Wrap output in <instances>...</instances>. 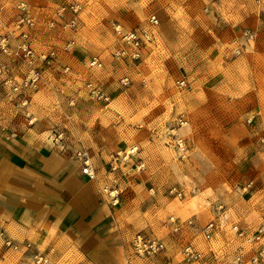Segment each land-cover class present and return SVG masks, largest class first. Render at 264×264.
Instances as JSON below:
<instances>
[{"label":"rangeland","instance_id":"rangeland-1","mask_svg":"<svg viewBox=\"0 0 264 264\" xmlns=\"http://www.w3.org/2000/svg\"><path fill=\"white\" fill-rule=\"evenodd\" d=\"M21 1L32 25L17 26ZM78 1V11L57 15L67 0H0V38L8 45L0 50V83L14 114L39 123L49 142L72 158L87 149L94 175V158L109 153L113 174L101 189L133 219L121 246L125 257L105 264H235L238 254L243 264L254 256L264 264V236L248 244L231 230L264 224V41L254 35L239 55L233 52L243 42L238 24L264 0ZM129 29L142 35L137 60L118 33ZM22 31L38 55L32 66L14 54ZM119 49L124 57L115 55ZM92 57L101 68L85 64ZM31 70L36 84L13 91L10 84ZM181 77L186 88L176 84ZM88 83L107 99L92 97ZM171 186L184 196L170 195ZM172 219L181 226L177 233ZM136 234L158 239L163 249L136 254ZM25 243L10 249L0 239V264H31L35 251ZM187 245L198 259L184 257Z\"/></svg>","mask_w":264,"mask_h":264},{"label":"crops","instance_id":"crops-1","mask_svg":"<svg viewBox=\"0 0 264 264\" xmlns=\"http://www.w3.org/2000/svg\"><path fill=\"white\" fill-rule=\"evenodd\" d=\"M253 15L238 24L237 32L246 27L262 43L264 1ZM6 86L0 83V228L55 263L70 264L77 257V264L121 261L133 216L121 213V202L115 205L101 189L113 174L107 170L109 153L93 157V178L82 174L79 163L49 142L39 123L14 114Z\"/></svg>","mask_w":264,"mask_h":264},{"label":"built area","instance_id":"built-area-1","mask_svg":"<svg viewBox=\"0 0 264 264\" xmlns=\"http://www.w3.org/2000/svg\"><path fill=\"white\" fill-rule=\"evenodd\" d=\"M65 8H68L72 12H76L81 8V4L78 0H67L65 5H62L57 9V15H60ZM18 9H19V18L17 21V26L19 25V23L22 22H24L27 25H32V21L27 16L26 4L22 1L19 2ZM148 20L151 24L157 23V18L155 17V15H150ZM118 33L122 42L130 46L131 51L128 54V56L132 60H137L140 56L142 35L134 29H129L122 32L118 31ZM254 35H255L254 32H252L250 29L248 28L242 29L240 33V38L243 39V42L240 44H235L233 48V52L236 55H239L241 51L244 49L246 43L253 40ZM235 41L236 40H234V43ZM7 48H8L7 40L5 38H0V50L6 51ZM14 54L17 56L18 59L22 60L28 66H32L34 62H36L38 59V55L28 44L27 33L24 31L21 32V40L17 42ZM125 54L126 52L124 49H119L115 53L117 57H124ZM48 55L51 56L52 53ZM42 59H46V56H43ZM85 64H87V66L89 67H96V68L102 67V62L96 57L90 58L88 61L85 62ZM67 69L68 68L66 67L65 70ZM3 72H4V67L0 65V74H2ZM37 80H38V74L33 70H31L30 74L20 83H11L10 79H5V83H11L10 84L11 89L13 91H17L22 88L32 87L33 85L36 84ZM125 81L126 80H122V82L126 83ZM176 84L180 88H186L187 80L184 77H181L176 80ZM87 87L92 97H96L104 100L107 99L104 92L100 88H96L95 86H92L91 83H88ZM25 103L26 100L20 101V105H25ZM179 123L183 124L184 121L180 120ZM61 137H62V133L60 132L57 133V135L55 136V138L53 137V139L55 142H57L58 140L61 139ZM176 145L180 150H184L183 142L181 139L177 140ZM74 158L79 163L81 173L85 174L89 178H93L94 168L92 165V157L87 151V149L83 147L78 148L74 152ZM167 192L170 195H173L178 198L184 196V191L175 186L169 187ZM191 192H193V190H191ZM170 225L174 233H177L181 228L180 224L173 219L170 221ZM213 227H215V222L212 221L207 225L206 232ZM231 230L236 238L241 239L242 241L248 244H254L260 241L261 237L264 236V224L259 226L253 232H250L247 229L238 226L237 224H233L231 226ZM0 239L2 240V243L7 247L18 249L21 246L19 243L14 242L13 240L7 238L2 228H0ZM24 247L26 249H29L31 247V243L30 242L25 243ZM132 247L135 253L140 256L154 255L163 249V245L158 239L147 237L141 234H136L133 237ZM183 255L186 259H198L200 257V253L197 250H194L190 245H187L183 248ZM31 261H32L31 264H52V262L45 253L38 251H35L34 253L31 254ZM250 262L252 264H256L258 262V257L257 256L252 257L250 259ZM235 264H243V259L242 257H240L239 254L236 256Z\"/></svg>","mask_w":264,"mask_h":264}]
</instances>
